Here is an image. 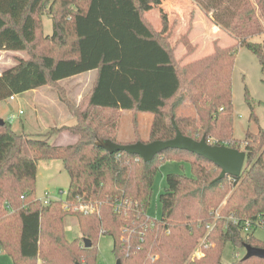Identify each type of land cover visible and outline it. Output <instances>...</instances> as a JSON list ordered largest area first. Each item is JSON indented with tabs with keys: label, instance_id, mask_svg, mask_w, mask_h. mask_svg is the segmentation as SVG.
Returning a JSON list of instances; mask_svg holds the SVG:
<instances>
[{
	"label": "trees",
	"instance_id": "1",
	"mask_svg": "<svg viewBox=\"0 0 264 264\" xmlns=\"http://www.w3.org/2000/svg\"><path fill=\"white\" fill-rule=\"evenodd\" d=\"M190 1L236 43L216 45L212 55L183 65L166 33L173 27L167 12L161 9L163 31L146 18L161 0H0V51L26 55L0 73V102L44 86L59 88L76 119L59 130L78 137L54 146L51 136L17 132L9 121L0 125V249L13 264H97L101 236L112 238L122 264H225L228 244L264 250L254 237L264 224V127L246 134L240 178L220 180L219 167L187 152L169 150L146 163L100 146L167 142L176 137V126L195 141L239 149L233 137L235 52H252L264 76V41H254L264 33V0ZM45 16L52 20V36L43 35ZM90 71L97 77L89 93L72 104L60 84ZM185 100L195 117L176 114ZM124 111L153 115L148 141L138 131L134 141H120ZM168 155L190 163L193 176H167L162 218L154 221L147 209ZM40 161L62 162L71 181L65 200L44 206L37 198ZM83 205L92 212L76 210ZM67 217L76 219L91 248L68 238ZM248 220L253 226L246 233ZM202 239V258H192ZM243 258L233 264H264Z\"/></svg>",
	"mask_w": 264,
	"mask_h": 264
},
{
	"label": "rangeland",
	"instance_id": "2",
	"mask_svg": "<svg viewBox=\"0 0 264 264\" xmlns=\"http://www.w3.org/2000/svg\"><path fill=\"white\" fill-rule=\"evenodd\" d=\"M172 5L167 0H163V4L160 8L164 9L168 13L169 23L173 27L166 30L169 34V41L173 45H177L175 54L177 60H181V64L186 65L208 57L213 54L214 47L218 45L222 48H228L235 45V39L227 35L226 33L216 30L213 22H210L209 17L205 14H200L199 8L195 7L189 0H172ZM156 16V13H154ZM158 17V16H156ZM151 17V24L159 31H163L162 20L159 17ZM156 18V19H155ZM148 19V18H147ZM45 30L43 35L52 36L53 26L50 16L44 17ZM213 33V34H212ZM206 39V41H205ZM191 48L187 49L186 43ZM255 42L264 41V33L254 39ZM203 51V52H201ZM236 60L234 63V72L232 75L233 84V100H234V125L233 137L239 143V149L244 151L243 141L246 138V134L251 132L258 134L259 128L264 127V76L262 74V68L257 57L245 47L236 49ZM200 55L199 57L197 56ZM201 54H204L201 56ZM19 55V56H17ZM26 58L24 53H15L13 51L4 52L0 51V73L11 68L17 64V58ZM94 81L93 76H84L73 81H66L60 84V88L64 90V97L69 98L72 104L79 105L78 96L71 95V92H76L74 87H82L80 91L82 98L89 93L90 85ZM49 90L45 91L44 94L48 93L49 97L56 101L55 97L60 94L59 88L53 86H47ZM74 90V91H73ZM50 91V93L48 92ZM29 94H22L15 96V101H2L0 102V119L7 121L12 115L18 114L19 110L22 109L26 115L22 117L26 127L31 122L29 119L30 105L26 101ZM77 100V101H76ZM81 101V100H80ZM85 108L86 103L82 104ZM83 108V109H84ZM68 110V109H67ZM69 112V110H68ZM179 116L195 117L196 113L189 101H184L183 105L176 111ZM15 119L12 123L13 129L17 132L22 131L21 121ZM120 141L129 142L136 139V133H141L143 141L150 139V131L154 121L153 115L146 113H132L128 111L121 112L120 114ZM76 119L65 128L74 126ZM61 129V128H59ZM59 129H52L49 133H44L43 136H34V138L40 137L41 139L51 136L49 139L50 144L59 146L69 145L72 140L63 139L61 142L55 141L59 133ZM59 130V131H58ZM65 131H68L65 130ZM70 134L71 132L68 131ZM49 134V135H48ZM68 135V134H67ZM67 138V137H66ZM69 138V137H68ZM63 143V144H62ZM189 162H191L189 160ZM38 174H37V198L39 200L45 199V193H51V198L57 201L65 200V195L61 192H66L70 186V179L68 173L60 161H40L38 162ZM169 174H179L187 177H192V166L190 163L169 158L165 156V160L160 162L159 170L155 176V182L153 186V199L150 207L147 209L148 217L152 220H160L162 218V207L160 203L161 194L167 187V176ZM80 209V206L78 207ZM71 212H74L71 211ZM92 212V209H90ZM219 213V211L217 212ZM264 223V221H263ZM65 228H67V235L70 240H78V243L84 248L83 237L78 228L77 221L74 217H67L65 219ZM254 237L259 242L264 243V224L261 227H257L254 230ZM203 239L192 253L199 255L197 259H201L202 256L199 254V249ZM113 240L110 236H101L97 240V264H116L117 259L113 253ZM245 257V249L235 247L232 244H228L223 251V262L225 264H233L237 259ZM158 257L154 260H157ZM0 264H13L11 258H9L2 249H0Z\"/></svg>",
	"mask_w": 264,
	"mask_h": 264
},
{
	"label": "water",
	"instance_id": "3",
	"mask_svg": "<svg viewBox=\"0 0 264 264\" xmlns=\"http://www.w3.org/2000/svg\"><path fill=\"white\" fill-rule=\"evenodd\" d=\"M0 125H5V121L0 119ZM175 129L177 132L176 137L167 142L154 141L148 144L137 142L135 144L118 145L107 141L100 144V146L112 154L126 152L132 157H139L138 159H142L146 163L152 162L159 154L168 152L169 150L187 152L197 157H202L219 167L221 169L218 177L220 180L227 177L240 178L246 164L245 152L227 146H211L208 144L206 138L198 142L185 135L183 136L176 126ZM83 243H85L86 248H91L92 246L87 239H84ZM244 248V261H248L253 257L264 259V250L251 245H246ZM116 264H122V262L117 261Z\"/></svg>",
	"mask_w": 264,
	"mask_h": 264
},
{
	"label": "crops",
	"instance_id": "4",
	"mask_svg": "<svg viewBox=\"0 0 264 264\" xmlns=\"http://www.w3.org/2000/svg\"><path fill=\"white\" fill-rule=\"evenodd\" d=\"M161 1L163 4V0H161ZM167 1L170 3L169 6H171L172 0H167ZM195 7H197V6H195ZM197 8H199V7H197ZM161 9L162 8H160V6L155 7L154 9L150 10L146 14V18H148V21L150 23H152L151 22L152 16H154V17L158 16V17H156L157 19L156 18L155 19L159 20V17H160V19L162 20ZM154 13H156V16L154 15ZM200 14L204 16V13L202 11L200 12ZM156 29L159 31L158 27ZM216 29L221 31L219 28H216ZM205 41H206V39H205ZM201 52H203V51H201ZM15 53H17V52H15ZM202 55H204V54H201V56ZM17 56H19V55H17ZM197 56L199 57L200 55L197 54ZM21 58H23V57H21ZM89 75L93 76L94 80H95L97 77V72L96 71H90L88 74L75 76L72 79L67 80V81H73L75 79H78V78H81L84 76H89ZM63 82H66V81H63ZM92 85H93V83H92ZM92 85H90V86L92 87ZM91 87H90V89H91ZM47 88H48L47 86H44L38 90L29 91L26 93V94H29L26 101L28 102V104L30 105V108H31V111H30L31 118L29 119L31 122L29 123V126L26 127L24 121L22 120V117L24 115H26V113L22 109H20L19 112L20 111L23 112V115L18 117L19 120H22L21 121L22 131H20V132H22L26 135L43 136L44 133H46V132L48 133L52 129H59V128L67 127L69 124H71L73 122V118L70 115V113L68 112L67 106L62 103L59 96L55 97V99H56V101H55L51 97H49L48 93L44 94L45 91L49 90ZM74 89L76 90V92H71L70 94L73 96L79 95L78 101L77 100L76 101L80 104V100H82V96L80 93V91L82 90V87L80 88V87L76 86V87H74ZM48 92L50 93V91H48ZM15 100H16V98H14L12 101H15ZM19 112H18L17 116L19 115ZM56 135H57V137H56L55 141H57L58 143L61 142V140H63V139H67V140L71 139L72 142L75 143V141L78 139V137L76 135L74 136L65 130L59 131V133H56ZM74 143H70V144H74Z\"/></svg>",
	"mask_w": 264,
	"mask_h": 264
},
{
	"label": "built area",
	"instance_id": "5",
	"mask_svg": "<svg viewBox=\"0 0 264 264\" xmlns=\"http://www.w3.org/2000/svg\"><path fill=\"white\" fill-rule=\"evenodd\" d=\"M14 98L15 97H12L10 100L12 101ZM21 115H23L22 111L19 112L18 116L12 115L11 117H9L7 121H9L12 124L14 122V120L17 119ZM66 193L67 192H61V194L65 195V197H66ZM54 201H57V200H55L54 198H51V193H49V192L45 193V199L41 200V202L43 203L44 206L50 205ZM90 209L91 208L89 206L83 205V206H80V209L77 208L76 210L83 211V212H90ZM252 226H253V224L249 220L247 222H245V232L247 233L251 229ZM197 256L199 257V255H197Z\"/></svg>",
	"mask_w": 264,
	"mask_h": 264
}]
</instances>
